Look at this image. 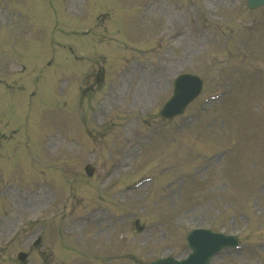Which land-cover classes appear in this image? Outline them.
<instances>
[{
    "label": "rangeland",
    "instance_id": "rangeland-1",
    "mask_svg": "<svg viewBox=\"0 0 264 264\" xmlns=\"http://www.w3.org/2000/svg\"><path fill=\"white\" fill-rule=\"evenodd\" d=\"M0 20V264H145L184 256L193 227L263 239L264 7L0 0ZM180 72L203 91L161 120ZM220 258L264 264V250Z\"/></svg>",
    "mask_w": 264,
    "mask_h": 264
},
{
    "label": "water",
    "instance_id": "water-1",
    "mask_svg": "<svg viewBox=\"0 0 264 264\" xmlns=\"http://www.w3.org/2000/svg\"><path fill=\"white\" fill-rule=\"evenodd\" d=\"M192 76H184V77H179L178 79L181 78H188V79H193L191 78ZM180 96V95H179ZM178 98V95H176L173 98V101H175ZM172 103V100L170 101V104ZM88 169V168H87ZM189 240H190V246L193 249L192 254L186 259L183 260L181 263L178 264H204L205 263V252H206V246L207 243L205 242L203 237H200L199 235L193 236L192 233L189 235ZM157 264H164V263H157ZM174 264V263H171Z\"/></svg>",
    "mask_w": 264,
    "mask_h": 264
},
{
    "label": "bare ground",
    "instance_id": "bare-ground-1",
    "mask_svg": "<svg viewBox=\"0 0 264 264\" xmlns=\"http://www.w3.org/2000/svg\"><path fill=\"white\" fill-rule=\"evenodd\" d=\"M4 18H7L6 16H4ZM150 184L151 182H147V183H145V184ZM144 185V184H143ZM113 263H116V264H118V261H115V262H113ZM172 262H170V261H167V262H165L164 264H171Z\"/></svg>",
    "mask_w": 264,
    "mask_h": 264
}]
</instances>
